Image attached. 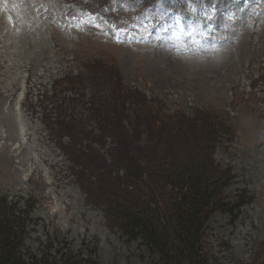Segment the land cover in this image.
Returning <instances> with one entry per match:
<instances>
[{"label": "rangeland", "instance_id": "rangeland-1", "mask_svg": "<svg viewBox=\"0 0 264 264\" xmlns=\"http://www.w3.org/2000/svg\"><path fill=\"white\" fill-rule=\"evenodd\" d=\"M159 2L164 8L157 14L133 12L122 0L99 10L101 24L120 30L114 38L64 0H0V193L33 205L23 240L29 252H70L91 264L147 263L140 242L108 227L104 209L93 205L119 194L121 174L98 181L90 168L96 159L83 150L79 164L71 160L63 138L59 149L68 163L42 124L52 83L57 92L61 78L70 81L81 68L83 77L96 61L163 103L167 114L199 110L219 117L227 130L214 156L237 176L228 192L246 189L255 200L235 221L211 216L208 250L218 264L264 258V0ZM198 23L213 24L223 41L219 50L206 46L198 55L180 42Z\"/></svg>", "mask_w": 264, "mask_h": 264}, {"label": "trees", "instance_id": "trees-1", "mask_svg": "<svg viewBox=\"0 0 264 264\" xmlns=\"http://www.w3.org/2000/svg\"><path fill=\"white\" fill-rule=\"evenodd\" d=\"M92 63L83 77L81 68L72 80L60 81L63 97L53 88L46 109L50 126L44 120L56 141L68 140L71 159L79 164L83 150L96 159L90 168L98 181L121 174L119 194L95 203L107 226L139 241L146 264H218L207 244L211 216L219 212L235 221L254 201L246 189L228 192L236 176L214 159L226 127L199 110L168 115L155 100L120 84L110 67ZM102 71L100 80L94 77ZM101 154L107 164L99 163ZM32 207L28 199L12 202L0 193V264H91L70 252H29L23 240ZM252 264H264V258Z\"/></svg>", "mask_w": 264, "mask_h": 264}, {"label": "bare ground", "instance_id": "bare-ground-1", "mask_svg": "<svg viewBox=\"0 0 264 264\" xmlns=\"http://www.w3.org/2000/svg\"><path fill=\"white\" fill-rule=\"evenodd\" d=\"M170 42V41H169ZM168 43V42H167ZM166 48V47H165ZM168 48V47H167Z\"/></svg>", "mask_w": 264, "mask_h": 264}]
</instances>
